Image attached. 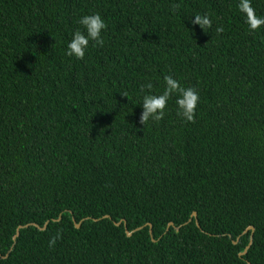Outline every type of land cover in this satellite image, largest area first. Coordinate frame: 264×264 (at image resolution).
<instances>
[{
    "label": "trees",
    "instance_id": "1",
    "mask_svg": "<svg viewBox=\"0 0 264 264\" xmlns=\"http://www.w3.org/2000/svg\"><path fill=\"white\" fill-rule=\"evenodd\" d=\"M239 2L0 0V264H264V26ZM93 13L104 44L67 56ZM165 75L194 123L175 96L139 123Z\"/></svg>",
    "mask_w": 264,
    "mask_h": 264
},
{
    "label": "clouds",
    "instance_id": "2",
    "mask_svg": "<svg viewBox=\"0 0 264 264\" xmlns=\"http://www.w3.org/2000/svg\"><path fill=\"white\" fill-rule=\"evenodd\" d=\"M174 7H179V5H174ZM238 9L245 15L250 31L254 32L264 26V16L256 14V10L251 5V0H240ZM191 23L199 25L203 30L212 27V21L207 14H195ZM79 24L84 31L76 30L74 32L71 41L67 45L66 55L83 60L85 49L88 48L90 41L100 46L104 44L101 32L106 28V24L98 13L81 17ZM223 31L222 26L216 28L217 33H222ZM164 82L165 87L162 94H146L143 96L141 103L143 111L140 115L139 123L144 126L150 120L157 122L162 120L165 116L168 102L173 96L176 97L177 114L187 122L194 123L196 108L200 99L198 93L191 87H181L180 83L172 76L165 75ZM152 87L151 82H149L146 85H141L140 91L151 90ZM121 95L127 97L126 92ZM60 238V233L57 232L56 236L50 238L49 247H53Z\"/></svg>",
    "mask_w": 264,
    "mask_h": 264
},
{
    "label": "water",
    "instance_id": "3",
    "mask_svg": "<svg viewBox=\"0 0 264 264\" xmlns=\"http://www.w3.org/2000/svg\"><path fill=\"white\" fill-rule=\"evenodd\" d=\"M191 216H196V212H192ZM59 219H60V216H58V218H57L56 220H59ZM190 219H191V218H190ZM190 219H189V220H190ZM189 220H188V221H189ZM73 221H74V219H73ZM46 224H47V221H46L45 224L41 227V229H44V228L46 227ZM28 225H34V226L38 227L37 224H33V223H27V224H23V225H18V226L15 228V232H14V234H13V236H12V239H14V238L17 236V234H18V229H19V228H24V227H26V226H28ZM170 225H173V224H172L171 222H169L168 225H167V227H166V229H168V227H169ZM75 226H76V227H79V226H80V222H79V223H75ZM38 228H39V227H38ZM138 228H139V227H138ZM138 228H137V229H138ZM248 230L253 231V230H254L253 226H248V227L244 230V232H246V231H248ZM126 234H127V235H130L131 232L126 231ZM235 243H236V242H235ZM250 244H251V241L249 242V245H250ZM249 245L247 246V248L249 247ZM247 248H246V249H247ZM246 249H245L244 252H242L240 255L245 254Z\"/></svg>",
    "mask_w": 264,
    "mask_h": 264
}]
</instances>
